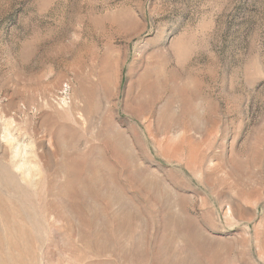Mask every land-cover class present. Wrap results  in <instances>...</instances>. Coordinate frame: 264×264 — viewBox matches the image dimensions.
<instances>
[{"label": "rangeland", "instance_id": "1", "mask_svg": "<svg viewBox=\"0 0 264 264\" xmlns=\"http://www.w3.org/2000/svg\"><path fill=\"white\" fill-rule=\"evenodd\" d=\"M0 264H264V0H0Z\"/></svg>", "mask_w": 264, "mask_h": 264}]
</instances>
